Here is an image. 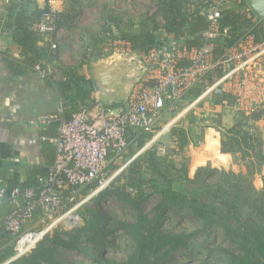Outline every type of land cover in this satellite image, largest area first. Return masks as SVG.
Returning a JSON list of instances; mask_svg holds the SVG:
<instances>
[{"label": "rangeland", "instance_id": "374dc122", "mask_svg": "<svg viewBox=\"0 0 264 264\" xmlns=\"http://www.w3.org/2000/svg\"><path fill=\"white\" fill-rule=\"evenodd\" d=\"M179 1L183 14L190 16L201 0ZM63 2L64 10L58 12L61 23L78 15L77 30L72 32L73 39L62 44L58 42L54 54L46 48L40 50V54H51L55 59H59L61 65L69 62L74 65L84 64L89 68L91 62L105 57L123 56L131 52L140 55L131 48L130 38L142 33L154 32L157 41L163 42L168 36L165 30L168 24L166 19H172L174 15V10L170 6L171 0H63ZM58 4H61V1ZM239 4L232 2L229 7H238ZM47 5L48 2L45 7ZM242 10L245 11L246 7H242ZM39 13L38 7L33 8L31 18L37 17ZM258 21L255 16L253 23L256 24ZM259 26L262 27L263 23H259ZM260 32L262 35L263 30ZM61 38L63 37L60 36L58 41ZM40 42L44 44L42 39ZM215 74L216 72L209 76L207 81H210ZM138 78H142L141 83L146 84L147 81L143 79L145 77L141 70L138 71ZM195 87L203 90L201 93L203 95L206 89L205 83ZM202 95L197 96V100H200ZM197 97L188 92L174 108H169L170 110L161 115L154 127L131 142L120 156L115 157L110 153L108 178L111 180L107 186H110L111 193L106 197L107 201L99 203V209L106 217L104 222L108 230L107 246L103 253H100L97 245L88 241L86 232H78L84 225L85 218H89L90 211L97 207L94 196L100 189L96 188L86 194L85 201L78 209L82 215L80 226L70 229L59 222L52 228V231L67 230L72 235L79 236V242L85 250L76 252L58 249L56 258L61 264H124L133 255L136 242L130 234L129 225L136 222L137 204H140L145 214L153 216L155 213L153 209L162 198L160 189L163 178L158 171L150 169L143 170L142 176L145 181L141 186L142 193L133 196L135 204L126 203L119 196L122 190L119 188L126 185L128 188L131 187L128 177L129 164L144 152H155L157 156L164 158L159 170L173 180V187L180 192H190V189L196 186L185 180L186 171L191 179L195 177L198 168L207 166L220 172L233 170L247 175L248 164L252 169L255 168L252 176L254 186L258 190H264V160L258 161L260 154L264 157V109L255 107L256 104L254 105L250 97H247L250 105L246 107L245 103H238L235 96L229 92L214 93L213 105L200 102L190 107L196 102L194 100ZM235 124H238L239 136L247 140V143L243 141L246 157H242L243 151L239 149L234 154L230 153V162L225 163L221 155V139L223 133ZM173 127L178 132L187 134L189 143L184 148L180 147V135L172 133ZM140 143L143 144L142 148H139ZM254 162H256L255 166H253ZM219 178L220 173L211 180L216 182ZM250 213L249 210L245 211V217L248 218ZM257 222L262 225L264 232V221L257 218ZM163 228L174 233L196 234L189 240L186 249L177 250L160 263H154L157 256L164 254L162 251L159 255L152 256L151 264H232L238 263L237 256L243 254L238 244L228 239L222 229L205 227L202 219L196 218L186 210L170 214ZM256 258L259 264H264V256L257 254Z\"/></svg>", "mask_w": 264, "mask_h": 264}, {"label": "built area", "instance_id": "2783aa9c", "mask_svg": "<svg viewBox=\"0 0 264 264\" xmlns=\"http://www.w3.org/2000/svg\"><path fill=\"white\" fill-rule=\"evenodd\" d=\"M232 2L242 0H201L195 8L205 14L209 25L202 32L200 45L188 47L171 36L155 46L143 56L151 84L126 104L110 108L96 94L92 103L83 105L70 118H60L57 135L49 139L55 148L49 171L28 184L12 187L0 178V202L11 205L2 222L12 240L11 259L28 254L59 222L70 229L80 226L82 215L78 209L92 191H88L89 186L97 182V188H105L111 180L110 153L120 156L131 144V137L135 139L154 127L161 115L196 85L205 83L203 94H223V83H227L238 103L248 107L250 97L255 107L263 105L264 109V37L246 30L227 48L232 27L223 25L222 18ZM59 19L52 6L43 8L28 24V30L55 50L60 37ZM219 50L223 53L217 57ZM218 68L223 75L210 84L207 78ZM54 118L47 116L43 121L50 123ZM130 191L137 192L134 188Z\"/></svg>", "mask_w": 264, "mask_h": 264}, {"label": "trees", "instance_id": "16d2710c", "mask_svg": "<svg viewBox=\"0 0 264 264\" xmlns=\"http://www.w3.org/2000/svg\"><path fill=\"white\" fill-rule=\"evenodd\" d=\"M170 6L174 10V15L172 19H166L168 24H166L165 30L168 36L163 42L168 41L171 36H175L188 47L200 45L202 32L209 25L205 14L196 10L192 15L185 16L179 0H171ZM242 7H246V10L243 11ZM49 8V5L45 7V9ZM254 18L255 15L247 7L245 0H242L238 7L231 6L224 10L222 23L232 27V36L227 38L226 42L227 48L232 47L246 30L252 29L258 36L261 35L260 31L263 30L262 36L264 37V20H259L258 23L254 24ZM29 23L23 29L22 34L15 40L19 44L20 54L38 56L40 55V50L37 48V43L42 38L37 33L28 30ZM259 23H263V26H259ZM130 41L132 42L131 48L138 51L142 56L148 54L155 46L163 43L157 41V36L154 32L132 36ZM222 53L223 50H219L216 56L219 57ZM33 65L38 66L41 64L33 61ZM83 65L70 64L65 66L63 70L64 79L56 82V86L64 101H68L69 98L80 100L82 106L93 102L92 93L94 92L93 79L87 78L80 73ZM215 72L218 77L222 75L219 68ZM202 91L194 87L189 93H193L197 97ZM80 108L73 107L68 113L66 112L67 118H70L71 114ZM171 130L174 135H180V147L184 148L189 143L187 134L178 132L174 127ZM238 133V124L223 133L221 155L225 163L230 162V153L234 154L239 149L243 151L242 157H246L245 150H243V141L247 143V140L246 138H241ZM226 139H229V141ZM142 147L143 144L140 143L139 148ZM163 160L164 158L157 156L155 152L151 151L138 155L128 166L130 188L136 189L137 194H133L128 185L119 188V190L122 189L119 192L121 199L133 205L135 204L133 196H138L142 193L141 186L145 181L142 176L143 170H156L163 178V184L160 189L162 198L154 207L155 213L153 216L145 214L141 210L140 204L136 206L138 213L136 222L129 225L130 234L135 239L136 247L133 255L124 264H151L152 256L159 255L164 251V254L157 256L154 261V263H160L173 252L186 249L189 240L196 233H174L165 231L163 228L164 222L170 214L182 210H186L196 218L202 219L207 228L222 229L228 239L238 244L243 254L237 256L238 263L232 264H259L256 256L257 254L264 256V232L262 231V225L257 222V218L264 221V190H258L253 184L252 176L255 173V168L252 169L248 164V174L245 175L233 170L220 172L218 169L211 168V166L200 167L193 179L189 177L186 171L185 180L196 186L192 187L190 192H180L173 187V180L159 170ZM263 160L264 157L260 154L258 161L262 162ZM255 165L256 162H254L253 166ZM218 173H220L219 180L212 182L211 178L218 175ZM97 187L98 183L95 182L89 186L88 191ZM110 190V186H106L94 196L97 207L90 211L89 218H85L84 225L78 230L79 233L86 232L88 241L97 245L100 253H103L107 246L106 237L108 230L104 222L106 217L99 209V203L108 200L106 197L110 195ZM248 210L251 213L247 218L245 217V211ZM79 238V236L72 235L67 230L55 229L47 233L44 239L28 254L8 264H61L56 258L58 249L63 248L76 252L85 251L79 242ZM9 255H12V250L8 251L2 259Z\"/></svg>", "mask_w": 264, "mask_h": 264}, {"label": "crops", "instance_id": "0c3cea01", "mask_svg": "<svg viewBox=\"0 0 264 264\" xmlns=\"http://www.w3.org/2000/svg\"><path fill=\"white\" fill-rule=\"evenodd\" d=\"M59 1L61 4H58ZM47 2L58 12L64 10L63 0H11L9 4L0 0V178L7 180L10 187L28 184L50 169L55 158V148L49 139L57 135L59 119L67 118L66 114L73 107L82 106L80 100L69 98L68 101H64L56 86L58 80L64 79V67L71 63L65 62V65H61L59 59H55L51 54L26 56L19 53V44L15 39L22 34L27 23L39 16L38 14L37 17L31 18L33 8L38 7L42 10ZM195 11L196 9L192 13ZM77 16L65 19L69 21L63 19L64 21L60 22L59 35L63 38L58 41L59 43L70 42L73 39L72 32L77 30L78 26ZM43 42L44 46L40 41L37 43L39 50L46 48L52 54L56 52L47 42ZM33 61L40 62L41 65H33ZM139 70L143 73L146 84H142L140 81L142 78H138ZM215 70L210 73V77ZM80 73L92 78L90 66L87 68L84 65ZM147 75L148 66L141 55V65L134 73L136 81L126 102L106 106L115 108L126 104L142 88L151 84ZM220 77L214 75L212 82L209 80L208 82L213 84ZM223 87L226 89L225 92L232 94L227 83H223ZM214 93L201 94L202 98L190 107L200 102L213 105ZM96 94L98 91L94 83L92 98ZM197 99L198 97L194 101ZM47 116L56 118L46 123L43 118ZM137 138L131 137L130 140L133 142ZM10 209L8 201L0 202V264L13 261L12 255L2 259L12 250L11 236L2 225Z\"/></svg>", "mask_w": 264, "mask_h": 264}, {"label": "water", "instance_id": "95a60500", "mask_svg": "<svg viewBox=\"0 0 264 264\" xmlns=\"http://www.w3.org/2000/svg\"><path fill=\"white\" fill-rule=\"evenodd\" d=\"M245 2L259 20L264 19V0ZM140 65L141 55L134 52L105 57L89 64L99 97L105 105L126 102L136 81L134 73Z\"/></svg>", "mask_w": 264, "mask_h": 264}, {"label": "bare ground", "instance_id": "6f19581e", "mask_svg": "<svg viewBox=\"0 0 264 264\" xmlns=\"http://www.w3.org/2000/svg\"><path fill=\"white\" fill-rule=\"evenodd\" d=\"M198 100H196V102H197ZM195 103V102H194ZM192 106V105H191Z\"/></svg>", "mask_w": 264, "mask_h": 264}]
</instances>
